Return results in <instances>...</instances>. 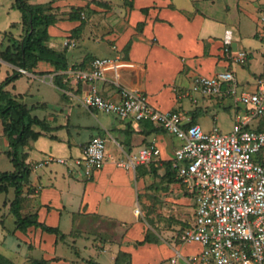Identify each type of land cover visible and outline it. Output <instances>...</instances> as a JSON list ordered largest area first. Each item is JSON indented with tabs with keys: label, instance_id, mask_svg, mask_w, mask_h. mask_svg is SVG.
I'll use <instances>...</instances> for the list:
<instances>
[{
	"label": "crops",
	"instance_id": "crops-1",
	"mask_svg": "<svg viewBox=\"0 0 264 264\" xmlns=\"http://www.w3.org/2000/svg\"><path fill=\"white\" fill-rule=\"evenodd\" d=\"M25 1L49 7L52 0ZM63 1L93 9L86 22L72 16L55 19L48 25L46 44L65 54V68L39 60L26 69L28 73H22L17 69L20 66L0 54V82L13 75L3 86L6 96L0 102L12 97L44 123V126L32 124V129L40 134L30 137L26 145L17 149L19 158L30 168L20 212L33 214L39 222L57 227L59 233L35 225L21 230L16 227V217L13 227H8L4 223V217L12 212L8 200L7 211L0 214V255L10 264H32L34 259H47L48 264H84L88 259L100 264H169L175 248L184 255L199 252L202 246L198 242H181L178 237L170 242L148 239L142 217L145 197L142 194L139 201L138 192L142 193L154 173H138L137 165L133 169L121 164L127 154L155 143L160 149V159L138 165L156 167L157 173L171 177L166 173L165 163L170 162L180 139L176 141L177 137L149 120L121 118L86 108L64 92L67 89L79 94L81 83L64 79L69 77L66 73L69 68H90L97 56L116 57L106 66L105 78L98 81L102 95L117 98L120 85L143 91L155 107L181 111L187 124L199 123L210 130L216 126L219 107L232 110L234 115L231 100L199 96L193 100L183 90L195 74L211 75L218 69L230 68L222 44L226 28L233 30V51L249 50L247 58L234 66L236 78L251 88L254 77L264 75L260 29L254 30L250 35L255 39L247 42L240 30L242 25L247 26L245 13L256 16L264 13L260 6L253 5L256 1L264 4V0ZM98 1L104 4H97ZM14 5L13 0H0V10L4 13L1 27L10 28H0V50L3 43L7 46L23 33L22 13L16 19L8 16ZM66 38L75 44L65 46ZM100 38L107 40L103 51L97 44ZM35 80L51 85L54 92L34 102H25ZM225 100L229 102L224 103ZM1 128L5 143L0 152L9 157L14 170L2 121ZM97 135L105 138L106 159L89 177L81 168H69L57 161L30 167L48 156H78L82 146ZM172 175L173 180L180 181L174 170ZM192 204L194 212L193 198ZM192 247L193 251H187Z\"/></svg>",
	"mask_w": 264,
	"mask_h": 264
},
{
	"label": "built area",
	"instance_id": "built-area-1",
	"mask_svg": "<svg viewBox=\"0 0 264 264\" xmlns=\"http://www.w3.org/2000/svg\"><path fill=\"white\" fill-rule=\"evenodd\" d=\"M260 37L264 53V13L260 16ZM233 30L222 36L223 53L230 68L211 75L195 74L183 90L193 100L219 97L231 100L234 109L229 131L217 126L205 130L199 123L185 122L178 110L163 111L151 104L143 91L118 86V97L102 95L98 81L105 78V68L116 57L97 56L90 68H69L68 79L81 83L79 94L64 92L88 109L115 114L121 118L149 120L180 139L170 158V166L186 192L194 200L193 220L184 227L181 242H198L199 252L184 255L175 248L169 264H264V75L254 77L251 88L242 85L234 66L244 61L249 50L233 51ZM75 42L66 38L64 45ZM19 72L28 73L23 67ZM106 159V142L102 136L91 137L75 157L48 156L30 164L38 167L57 161L69 168L78 167L89 177ZM160 159L155 143L141 146L121 161L126 168ZM135 211L139 213V208Z\"/></svg>",
	"mask_w": 264,
	"mask_h": 264
},
{
	"label": "trees",
	"instance_id": "trees-1",
	"mask_svg": "<svg viewBox=\"0 0 264 264\" xmlns=\"http://www.w3.org/2000/svg\"><path fill=\"white\" fill-rule=\"evenodd\" d=\"M14 4L22 10L23 33L20 38L0 50V54L8 61L17 64L25 69H31L39 60H47L55 65L56 68L66 67V58L63 52L57 51L46 44L48 38V25L54 22V17L47 13L46 7L41 4H31L25 0H14ZM97 4H104L98 1ZM74 18V16H73ZM15 24V23H12ZM19 72V71H18ZM13 75L7 76L0 82V99L6 96L3 86L8 83ZM0 119L3 124V131L8 138L10 150L7 153L15 166L12 171H0V193L7 191L8 187L14 188V198L11 200L10 208L16 217V227L25 230L30 225L41 227L48 232L59 233V229L54 226L39 222L33 214L22 215L20 212L22 202V192L28 182L30 168L19 158L17 149L26 145L28 139L36 138L39 131L32 129V124L44 123L32 116L25 104L9 97L5 102H0ZM166 173L173 178V170L170 162H166ZM138 173L156 172V167H145L137 165ZM187 226V225H186ZM185 226V227H186ZM1 263L10 261L0 255ZM32 264H48L47 259H34ZM84 264H100L94 260L88 259Z\"/></svg>",
	"mask_w": 264,
	"mask_h": 264
},
{
	"label": "rangeland",
	"instance_id": "rangeland-1",
	"mask_svg": "<svg viewBox=\"0 0 264 264\" xmlns=\"http://www.w3.org/2000/svg\"><path fill=\"white\" fill-rule=\"evenodd\" d=\"M14 1V0H13ZM262 4V3H261ZM259 4L258 1L253 2V5L260 6L262 12L264 11V4ZM253 7V6H252ZM54 8V9H53ZM9 9V8H8ZM7 9V10H8ZM47 13H50L54 19L57 21L62 19H67L72 16L77 17L82 22H86L93 13V9L88 6H81L75 2L68 1H58L52 0L49 7L46 6ZM22 10L14 5L13 8L9 10V17L19 18L21 17ZM244 15V14H242ZM241 15V16H242ZM247 26H241V35L245 38V41H249V39H255L253 35H250L254 30L260 29V15L255 13H245ZM4 13L0 10V28L10 29L3 24ZM67 23V21L65 22ZM64 27V25H63ZM15 29L12 28V32ZM102 32V31H101ZM106 33L105 35H107ZM0 34V41H1ZM14 40L12 39L10 44ZM99 44L100 50H104V44L107 40L105 38H100ZM96 43V42H95ZM3 43V48L6 47ZM1 48V47H0ZM34 87L31 89V95L24 99L25 102H34L35 100H39L43 98V96L51 95L52 91L54 92V88L45 83L38 80H35ZM229 100H225L224 103H228ZM218 117L216 119V126L226 132L229 131L232 127L233 121V111L226 110L221 107L218 108ZM33 113L39 114V111H33ZM1 121H0V148H3V144L5 143L4 137L2 134ZM178 138L175 140L177 141ZM179 141V139H178ZM181 142V141H179ZM13 165L9 159V157L4 153L0 152V170H12ZM151 174V173H150ZM139 193V201L142 200L144 194L145 200L143 201V212L142 217L146 222V229H148V239L149 240H158L164 239L167 242L175 240V238H179V234L181 230L189 224L190 221L193 220V204L192 198L184 189L183 184L179 180H173L168 175H161L159 173L151 174L149 181L144 185ZM14 189L10 187L8 191L0 193V214H4L7 211L6 204L8 200H12L14 198ZM6 202L3 204L2 201ZM2 203V204H1ZM129 212V211H128ZM5 224L8 227H13L14 225V214L11 212L5 217ZM190 243H196L192 241ZM191 246V245H190ZM180 248V247H179ZM193 248H190L187 251H193ZM185 251V250H184ZM183 254V253H182ZM180 263H184L181 259ZM1 263V260H0ZM3 264H9L4 262Z\"/></svg>",
	"mask_w": 264,
	"mask_h": 264
}]
</instances>
